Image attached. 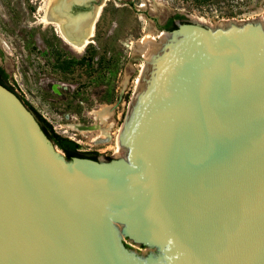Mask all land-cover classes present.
I'll return each instance as SVG.
<instances>
[{
    "label": "water",
    "instance_id": "obj_1",
    "mask_svg": "<svg viewBox=\"0 0 264 264\" xmlns=\"http://www.w3.org/2000/svg\"><path fill=\"white\" fill-rule=\"evenodd\" d=\"M158 38L126 157L67 160L0 83V264H264V21Z\"/></svg>",
    "mask_w": 264,
    "mask_h": 264
},
{
    "label": "rangeland",
    "instance_id": "obj_2",
    "mask_svg": "<svg viewBox=\"0 0 264 264\" xmlns=\"http://www.w3.org/2000/svg\"><path fill=\"white\" fill-rule=\"evenodd\" d=\"M99 1L75 5L72 12H91ZM51 3L0 0V65L22 100L54 130L101 160L126 153L123 146L115 150L145 65L134 50L136 41L145 34L157 41L160 25L175 14L213 29L264 21V0H104L94 34L76 49L63 38L59 24L46 18ZM72 124L99 127L88 131ZM102 129H110L111 140L102 141Z\"/></svg>",
    "mask_w": 264,
    "mask_h": 264
},
{
    "label": "bare ground",
    "instance_id": "obj_3",
    "mask_svg": "<svg viewBox=\"0 0 264 264\" xmlns=\"http://www.w3.org/2000/svg\"><path fill=\"white\" fill-rule=\"evenodd\" d=\"M51 1L52 3L47 8L46 18L48 20H52L53 22H55V24H59L58 30L60 31L61 35L66 41H68L76 49H82L88 43L90 36L94 32V23L101 10L104 0H102V3L100 5L95 6L94 11L90 12L91 13L90 16L89 14L85 15L84 13H82L80 15L73 16V17L69 16L67 11L69 8V2L74 1V0H51ZM75 1L84 2L86 0H75ZM148 35L149 34L147 35L145 34V36H143L142 38H140L138 41L134 43V50L141 52V56L143 57L144 61L145 60L148 61L149 64L146 65V67L148 66L149 68L151 66L153 56L158 49V43L155 42L154 40L155 38L153 36L149 37ZM142 81L143 80L138 79L139 87ZM71 127H73L74 129L77 128L80 130L89 131V130L98 128L99 126L97 124L91 125V126H82L81 124H72ZM109 130L102 129V134H103L102 141H107L110 139ZM116 144H117V150L122 149L123 145L121 144V141H120V135L117 138Z\"/></svg>",
    "mask_w": 264,
    "mask_h": 264
},
{
    "label": "flooded vegetation",
    "instance_id": "obj_4",
    "mask_svg": "<svg viewBox=\"0 0 264 264\" xmlns=\"http://www.w3.org/2000/svg\"><path fill=\"white\" fill-rule=\"evenodd\" d=\"M92 12V11H91ZM85 15H87V14H89V16L91 15V13L90 12H87V13H84ZM188 21V19H186L185 17H180V16H177V14H175V15H173V16H171V17H168L165 21H164V23L162 24V25H160V28L162 29V30H168V31H170V30H173V29H175V28H177L178 27V23H184V22H187ZM0 67L5 71V69L0 65ZM5 73H7L6 71H5ZM39 121V120H38ZM40 123V122H39ZM41 124V123H40ZM42 125V124H41ZM42 127V126H41ZM49 132H51V133H55V134H58V135H60V137H62V140H58L57 139V141H55V140H53V139H51L50 137V139L53 141V143L57 146V147H59L60 149H62L63 150V152H64V156H65V158L67 159V160H72L73 158H75V157H80V158H87V159H91V160H101V159H99L98 157V153H96L95 151L94 152H90V151H86V150H82L79 146L78 147H76L75 148V151L77 152V154H75V155H73L71 158H67V156H66V148H64V144L66 145V146H69L70 144L66 141V139L67 140H71V141H73L71 138H69V137H67V136H64V135H61L60 133H58L56 130H54L53 129V127H52V129L49 131ZM62 143H63V145H62ZM70 147H72L71 145L68 147V151L70 152V151H72V149L70 148ZM116 152H118V150L116 149L115 150ZM120 157H126V153H125V155H123V156H107V158L106 159H104V161H110V160H113V159H117V158H120Z\"/></svg>",
    "mask_w": 264,
    "mask_h": 264
},
{
    "label": "trees",
    "instance_id": "obj_5",
    "mask_svg": "<svg viewBox=\"0 0 264 264\" xmlns=\"http://www.w3.org/2000/svg\"><path fill=\"white\" fill-rule=\"evenodd\" d=\"M177 16H180V17H184L180 14H177ZM7 73H5V71L0 67V83L8 86V84L6 83V79H7ZM9 88H11L10 86H8ZM12 89V88H11ZM25 102V104L31 108V110L34 112V114L36 115L37 119L39 120V122L42 124V129L46 132V134L53 140L57 141L58 140H62V137H60V135L58 134H53L51 132H49L51 129H52V126L51 124L46 120L44 119L33 107L32 105H30L27 101L23 100ZM66 141L72 146L70 147L72 149V151H68V147L70 146H66L64 144V148H66V156L67 158H71L73 155L77 154V152L75 151V148L78 147L79 145L75 142V141H71V140H67ZM58 142V141H57ZM63 145V143H62Z\"/></svg>",
    "mask_w": 264,
    "mask_h": 264
}]
</instances>
